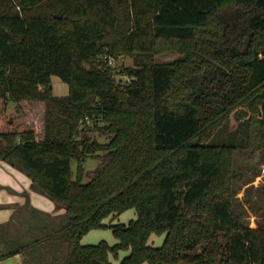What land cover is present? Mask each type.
<instances>
[{
	"label": "trees",
	"instance_id": "16d2710c",
	"mask_svg": "<svg viewBox=\"0 0 264 264\" xmlns=\"http://www.w3.org/2000/svg\"><path fill=\"white\" fill-rule=\"evenodd\" d=\"M165 51L179 56L156 60ZM108 52L133 57L128 78ZM10 100L42 106L41 134L3 118ZM260 149L264 0H0V160L65 208L44 233L66 242L61 264H264V223L236 187L237 150ZM102 226L115 243L81 242ZM26 240L0 260L39 241Z\"/></svg>",
	"mask_w": 264,
	"mask_h": 264
},
{
	"label": "rangeland",
	"instance_id": "374dc122",
	"mask_svg": "<svg viewBox=\"0 0 264 264\" xmlns=\"http://www.w3.org/2000/svg\"><path fill=\"white\" fill-rule=\"evenodd\" d=\"M63 15V13H62ZM62 15L60 17H62ZM108 56L105 58L108 61V64L113 68L115 71L116 77H121L123 75L124 78L126 74H121L118 70L121 68L122 65H131L133 64V57L128 53H118L112 54L108 52ZM179 53L177 51H165L156 54V60L158 61H166L177 58ZM52 87L54 92L58 95L66 94L69 90V84L61 79L58 75H52ZM42 116H43V108L42 106L35 105L33 102L26 103V102H16L15 100H10L7 111L4 114V119H9L12 117H17L18 119L24 121L29 126H34L35 129L39 130V134H41L42 129ZM92 137H96L98 139H105L104 135H101L98 130H92L90 132ZM97 159L91 157L89 158L86 163L85 167L87 169L95 168L97 164ZM77 162L73 160L72 168L73 174L76 173ZM236 167L237 170L241 171L242 178L237 180L236 187H237V196L245 203L244 207L247 210L246 218L252 226H257L258 223H264V149H260L256 152H251L250 150H237L236 152ZM18 168V167H17ZM20 169V168H19ZM23 172L25 177L28 175ZM1 174V171H0ZM8 189L5 186L0 185V202L4 197H7ZM43 197L45 202L55 203L51 198H49L46 194ZM136 210L134 207L128 208L122 211L115 221H122V222H129L130 219L135 218ZM62 217V216H61ZM111 217H107L105 220L109 221ZM47 220V217H43V221ZM48 221V220H47ZM42 226V223L39 219L35 220L34 223L29 225L31 229H38ZM27 227V230L28 228ZM40 232V231H39ZM40 234H42L40 232ZM15 236L19 235L21 238L25 237L26 234L18 231ZM5 236H0V252L2 251V244L5 243L4 249H11L19 246V244H23L27 242L26 239H14L5 238ZM106 240L109 243L113 244L117 241V237L114 234L112 228L110 226H102L97 228H92L86 233L83 234L81 238V242L84 243H95L99 242L100 240ZM164 240L163 233L153 232L150 235L149 242L153 245H160ZM28 246L25 248L27 249ZM37 248L35 246L31 247L28 250V253L33 255L36 252ZM126 253V251H121L120 255L116 260L122 258V255ZM141 264H148L147 262H143Z\"/></svg>",
	"mask_w": 264,
	"mask_h": 264
},
{
	"label": "crops",
	"instance_id": "0c3cea01",
	"mask_svg": "<svg viewBox=\"0 0 264 264\" xmlns=\"http://www.w3.org/2000/svg\"><path fill=\"white\" fill-rule=\"evenodd\" d=\"M0 171V185L5 186L10 193L0 202V225L8 224L4 230L0 227V233L6 232L12 239L37 237L39 240L25 250L4 257L0 260V264H61L67 257L66 242L55 239V235L45 238L44 233L47 231L46 226L50 231L65 218V208L57 207L53 202H45L43 199L45 195L32 187L31 178L25 177L23 172L9 161L0 160ZM43 217H47L48 221H43ZM37 219L42 223L40 228L24 230ZM18 231L26 236L23 238L19 235L15 236ZM2 246H5V243ZM33 246L37 250L31 255L28 250ZM40 259L43 261L41 262Z\"/></svg>",
	"mask_w": 264,
	"mask_h": 264
},
{
	"label": "water",
	"instance_id": "95a60500",
	"mask_svg": "<svg viewBox=\"0 0 264 264\" xmlns=\"http://www.w3.org/2000/svg\"><path fill=\"white\" fill-rule=\"evenodd\" d=\"M56 15H57L58 17H60V16L62 15V12L59 11L58 13H56Z\"/></svg>",
	"mask_w": 264,
	"mask_h": 264
},
{
	"label": "built area",
	"instance_id": "2783aa9c",
	"mask_svg": "<svg viewBox=\"0 0 264 264\" xmlns=\"http://www.w3.org/2000/svg\"><path fill=\"white\" fill-rule=\"evenodd\" d=\"M126 77L128 78V76L126 75Z\"/></svg>",
	"mask_w": 264,
	"mask_h": 264
}]
</instances>
